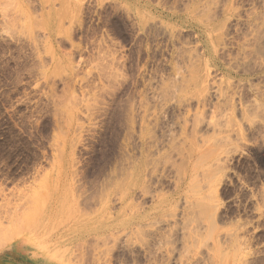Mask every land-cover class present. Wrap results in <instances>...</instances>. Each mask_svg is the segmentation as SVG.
<instances>
[{"label": "rangeland", "instance_id": "374dc122", "mask_svg": "<svg viewBox=\"0 0 264 264\" xmlns=\"http://www.w3.org/2000/svg\"><path fill=\"white\" fill-rule=\"evenodd\" d=\"M263 29L264 0H0V264H180L213 222L264 264Z\"/></svg>", "mask_w": 264, "mask_h": 264}, {"label": "bare ground", "instance_id": "6f19581e", "mask_svg": "<svg viewBox=\"0 0 264 264\" xmlns=\"http://www.w3.org/2000/svg\"><path fill=\"white\" fill-rule=\"evenodd\" d=\"M203 11V10H202ZM196 13V12H195ZM210 14V13H209ZM204 16H205V14H204ZM215 17V16H214ZM209 18H210V16H209ZM208 19V18H207ZM221 27H222V25H221ZM216 28H218V27H216ZM259 27H257V29H258ZM264 30V29H263ZM262 31V30H261ZM260 31V32H261ZM257 32V31H256ZM256 34V33H255ZM258 34V33H257ZM256 34V35H257ZM261 34V33H260ZM260 37V36H259ZM255 39H257V38H255ZM259 40V39H258ZM248 42H250V41H248ZM252 42V41H251ZM254 42V41H253ZM244 44V43H243ZM246 44H247V42H246ZM245 44V45H246ZM249 44H251V43H248V45H246V46H244V48H242L243 50L248 46H250V48H248V49H252L253 50V47H254V45L253 44H251V45H249ZM255 44V43H254ZM261 44V43H260ZM263 44V43H262ZM252 45H253V47H252ZM264 47V46H263ZM246 48V50H248ZM257 48V47H256ZM255 47H254V49L255 50H253V52H252V50H251V52L250 53H252L253 55L255 54H257V53H259V49H256ZM262 48V47H261ZM245 52V51H244ZM244 52H243V55H244ZM246 53H248V52H246ZM245 53V54H246ZM252 54H251V56H252ZM248 55H250V54H248ZM259 54H257L256 55V57L258 56ZM251 56H249V57H251ZM245 57H246V55H245ZM248 57V56H247ZM246 57V58H247ZM264 58V57H263ZM187 60V59H186ZM263 60V59H262ZM244 62H245V60H244ZM246 63V62H245ZM261 63V62H260ZM243 68V67H242ZM244 71V70H243ZM168 92V91H167ZM170 95V94H169ZM186 129V128H185ZM170 130V129H169ZM180 133L182 132L181 130L179 131ZM178 132V133H179ZM175 133V132H174ZM146 134V133H145ZM148 134V133H147ZM171 134H172V132H171ZM178 135V134H177ZM152 136V135H151ZM165 136V135H164ZM168 137V136H167ZM170 137V136H169ZM182 137V136H181ZM175 138H177V137H174L172 140H174ZM167 139V138H166ZM150 140V139H149ZM153 142H155V141H153ZM164 142V141H163ZM176 143V142H175ZM157 144V143H156ZM165 145V144H164ZM177 145V144H176ZM170 151V150H169ZM175 151H177V149L175 150ZM158 152V151H157ZM122 153V152H121ZM168 153V152H167ZM154 154V153H153ZM169 154H170V152H169ZM125 155H127V154H125ZM162 155V154H161ZM165 155V154H164ZM180 155V154H179ZM167 158V157H166ZM161 159V158H160ZM163 159V158H162ZM128 160V159H127ZM163 161V160H162ZM164 161H165V159H164ZM179 161V160H178ZM147 162V161H146ZM182 162V161H181ZM157 163V162H156ZM159 163H160V161H159ZM162 163H164V162H162ZM161 163V164H162ZM154 164V163H153ZM152 164V165H153ZM148 165V164H147ZM157 165V164H156ZM120 166V165H119ZM123 166H125V165H123ZM123 166H120V168H123ZM142 171L144 172L145 171V166H144V164H142ZM173 166V165H172ZM154 167V166H153ZM158 167V166H157ZM168 167V166H167ZM120 168H118V167H116L115 169L117 170V169H120ZM134 168V167H133ZM135 168H137V167H135ZM150 168V167H149ZM164 168V167H163ZM166 168V167H165ZM170 168V167H169ZM124 169V168H123ZM122 170V169H121ZM120 170V171H121ZM135 169H132L131 170V173L130 174H132V172L134 171ZM147 170V169H146ZM149 170V169H148ZM153 170V169H152ZM151 170V171H152ZM155 170V169H154ZM176 170V169H175ZM170 171V170H169ZM148 172V171H147ZM166 172V171H165ZM178 172V171H177ZM180 172V171H179ZM179 172H178V174H179ZM95 173V172H94ZM171 173V172H170ZM169 173V174H170ZM174 173V172H173ZM121 174V173H120ZM148 174V173H147ZM146 174V175H147ZM168 174V175H169ZM96 175V174H95ZM108 175V174H107ZM175 175H176V173H175ZM163 176V175H162ZM164 176H166V175H164ZM163 176V177H164ZM172 176V175H171ZM112 177V176H111ZM156 178H157V176H156ZM167 178V177H166ZM179 178V177H178ZM95 179V178H94ZM110 180H111V178H109ZM113 179V178H112ZM94 181V180H93ZM96 181V180H95ZM94 181V182H95ZM109 181V180H108ZM143 181V180H142ZM140 182V183H138V181H137V183L135 182V184H134V186H132V187H130V186H128L127 188H126V192L129 194V189H131V190H135V189H140L141 191L140 192H144V191H146V186H145V184H143L145 181H143V182ZM104 182V181H103ZM105 183V182H104ZM163 183H165V182H163ZM92 184V183H91ZM87 185V184H86ZM152 185V184H151ZM165 185V184H164ZM178 185V184H177ZM95 185H93V189H96V187H94ZM90 188V187H89ZM164 188V187H163ZM91 189V188H90ZM152 189V188H151ZM159 189V188H158ZM99 190V189H98ZM142 190H144V191H142ZM136 191V190H135ZM100 192V191H99ZM92 195H94L95 194V190H92ZM96 193H98V191L96 190ZM116 193V192H115ZM135 193V192H134ZM144 193H146V192H144ZM143 193V194H144ZM117 194V193H116ZM128 194H126L125 196H124V198H127L128 197ZM95 196H97V194L95 195ZM133 196H134V194H133ZM91 197V196H90ZM94 197V196H93ZM86 198V197H85ZM89 198V197H88ZM123 198V197H122ZM134 199V198H133ZM88 199H86V201H87ZM85 201V202H86ZM188 205V204H187ZM184 213V212H183ZM175 219V218H174ZM176 219H177V217H176ZM199 219V218H198ZM157 220V219H156ZM169 220V219H168ZM152 221V220H151ZM198 222V221H197ZM150 223V222H149ZM151 224H153V223H151ZM171 224V223H170ZM174 225V227H173V232H180V231H178L177 229H176V227H175V223H173ZM213 224H214V222H213ZM213 224H209V225H207V227H206V231L204 230V228H198V226L196 227H194L193 228V226L192 227H188V228H186V227H184V229L183 228H180V229H182L181 230V240H180V242H181V244H182V247L184 248V254H183V256L181 255V257H183L182 258V260L180 261V264H194L195 262L197 263V262H199V261H203V262H205L206 260H207V262H205V264L206 263H208V264H218V263H220V264H224L225 262H226V260L227 261H229V259H231V260H233L234 261V263H239L240 262V260L238 259V258H236L237 257V255L234 253L233 255L231 254V257H230V255L229 256H227V255H224V254H226V253H224V252H222V250H219V249H221L219 246H214L215 248H213V247H209L210 246V244H206L207 243V240L206 239H209V238H207V236H210L211 237V239L213 238V235L211 236L210 235V233H212L213 232V229H215L214 227H213ZM135 225V227H137V226H139V223L138 224H134ZM142 226V224H140V226L138 227V228H140ZM200 227V226H199ZM133 228V227H132ZM132 228H131V230H132ZM137 228V230L139 231V229ZM142 228V227H141ZM144 228V227H143ZM142 228V229H143ZM170 228H172V227H170ZM179 228V227H178ZM196 228H198L200 231H202V233L200 232V231H197L196 230ZM136 232H137V230H136V228H133ZM153 230V229H152ZM172 230V229H171ZM170 230V231H171ZM140 231H143V230H140ZM149 231H151V230H149ZM169 231V230H168ZM182 231H184V232H182ZM17 232V231H16ZM208 232H210V233H208ZM216 232V231H215ZM215 232H213V233H215ZM153 233V232H152ZM156 233H158V231L156 232ZM155 233V234H156ZM200 233L201 234H206V233H208V234H206L207 236L205 237V236H202L203 238L205 237L206 239H203L202 237H200ZM146 234V233H145ZM151 234V233H150ZM17 236L19 235V232H17V234H16ZM218 235V234H217ZM216 235V233H215V237L217 236ZM0 236H2V235H0ZM148 236V235H147ZM146 236V237H147ZM199 236V237H198ZM231 236H236V235H232V234H229V237H231ZM219 236H217L216 238H214V240H211V241H215L216 239H219L220 240V238H218ZM154 237H153V235H152V239H153ZM233 238V237H232ZM237 238V237H236ZM235 238V239H236ZM0 239H1V237H0ZM24 239L25 240H27L28 241V239H26L25 237H24ZM145 239H148V237L147 238H145ZM151 239V238H150ZM149 240V239H148ZM154 240V239H153ZM160 240V239H159ZM202 240H203V242H204V244H206L205 246L207 247H205L204 245H203V242H202ZM204 240H206V243H205V241ZM152 241V240H151ZM151 241H150V243H151ZM218 243H219V241L218 240H216ZM221 241V240H220ZM25 242V241H24ZM145 241H143V243H144ZM147 243H145L144 244V246H147V248H148V250L150 251V249H151V246L153 247H155V245L156 244H154L155 243V241H152V243L154 244H149L148 243V241H146ZM158 242H160V241H158ZM200 242H202V243H200ZM216 242V243H217ZM26 243V242H25ZM213 243V242H212ZM215 243V242H214ZM215 243V244H216ZM203 247V249H205V251H206V253H204L203 251H202V249H200V251H198L197 249L198 248H200V245ZM150 247H149V246ZM208 245V246H207ZM213 245V244H212ZM146 248V249H147ZM217 248V249H216ZM146 249H145V251L143 250V252H147L146 251ZM152 249H154V248H152ZM158 249V248H157ZM155 250V249H154ZM220 252H219V251ZM152 251V250H151ZM157 251V250H156ZM237 250H234V252H236ZM148 253V252H147ZM150 253V252H149ZM196 253H200L202 256H196ZM221 253V254H220ZM156 254V253H155ZM147 255H150V254H147ZM152 255V254H151ZM152 257H154V256H152ZM151 257V258H152ZM181 259V258H180ZM201 261V263H203ZM182 262V263H181ZM194 262V263H193ZM195 263V264H196ZM198 264V263H197ZM200 264V263H199Z\"/></svg>", "mask_w": 264, "mask_h": 264}]
</instances>
